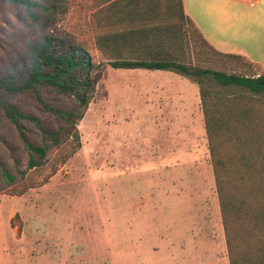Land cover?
Listing matches in <instances>:
<instances>
[{"label":"rangeland","instance_id":"374dc122","mask_svg":"<svg viewBox=\"0 0 264 264\" xmlns=\"http://www.w3.org/2000/svg\"><path fill=\"white\" fill-rule=\"evenodd\" d=\"M91 6L68 0L42 30L0 2V70L46 33L85 45L102 72L77 126L81 148L63 165L49 152L34 173L38 186L25 194L0 192V264H212L213 253L223 264L199 82L171 71L111 68L94 45ZM203 85L227 95L247 91L211 77ZM257 96L264 100V92Z\"/></svg>","mask_w":264,"mask_h":264},{"label":"trees","instance_id":"16d2710c","mask_svg":"<svg viewBox=\"0 0 264 264\" xmlns=\"http://www.w3.org/2000/svg\"><path fill=\"white\" fill-rule=\"evenodd\" d=\"M66 1L0 0L22 9L42 30ZM91 5L94 45L111 68L171 71L199 82L229 263L264 264V100L257 96L264 92V71L213 48L185 14L183 0ZM209 77L247 91H211L203 85ZM101 78L85 45L46 33L0 70V192L25 194L38 186L34 173L49 152L57 151L63 165L81 148L77 126Z\"/></svg>","mask_w":264,"mask_h":264},{"label":"crops","instance_id":"0c3cea01","mask_svg":"<svg viewBox=\"0 0 264 264\" xmlns=\"http://www.w3.org/2000/svg\"><path fill=\"white\" fill-rule=\"evenodd\" d=\"M183 5L213 48L264 68V0H183ZM210 257L218 263L215 253Z\"/></svg>","mask_w":264,"mask_h":264}]
</instances>
